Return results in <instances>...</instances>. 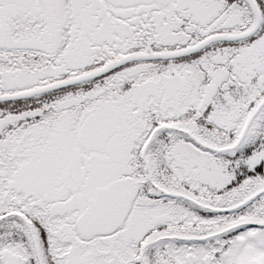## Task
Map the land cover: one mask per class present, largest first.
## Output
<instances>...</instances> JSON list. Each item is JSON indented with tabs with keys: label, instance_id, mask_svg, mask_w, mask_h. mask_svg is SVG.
<instances>
[{
	"label": "snow or ice",
	"instance_id": "obj_1",
	"mask_svg": "<svg viewBox=\"0 0 264 264\" xmlns=\"http://www.w3.org/2000/svg\"><path fill=\"white\" fill-rule=\"evenodd\" d=\"M0 264H264V0H0Z\"/></svg>",
	"mask_w": 264,
	"mask_h": 264
}]
</instances>
